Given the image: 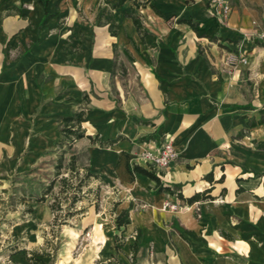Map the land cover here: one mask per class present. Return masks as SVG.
<instances>
[{
  "label": "crops",
  "instance_id": "1",
  "mask_svg": "<svg viewBox=\"0 0 264 264\" xmlns=\"http://www.w3.org/2000/svg\"><path fill=\"white\" fill-rule=\"evenodd\" d=\"M117 1L6 0L0 186L32 133L55 132L59 118L74 113L62 100L85 93L90 110L81 127L93 132L84 135L111 140L110 147L85 142V165L123 187L127 218L119 248L108 242L107 252L78 264H264V39L254 37L264 32V0H231L225 25L206 0H126L112 8ZM243 33L254 36L242 40ZM238 42L249 64L230 72L224 58ZM119 46L134 70L131 92L116 77L126 65L115 66ZM145 134L152 135L134 141ZM166 134L178 156L160 180L179 185L185 199L207 197L179 200L130 170L139 146ZM166 200L178 210H164Z\"/></svg>",
  "mask_w": 264,
  "mask_h": 264
},
{
  "label": "rangeland",
  "instance_id": "2",
  "mask_svg": "<svg viewBox=\"0 0 264 264\" xmlns=\"http://www.w3.org/2000/svg\"><path fill=\"white\" fill-rule=\"evenodd\" d=\"M5 6L6 0H0V18ZM114 61L116 67L119 61L126 64L117 70L116 77L125 90L133 91L136 85L130 83V78L134 70L130 55L122 46L116 48ZM88 102L85 93L80 95L78 102L64 98L63 110L74 106L73 112L83 110L87 116ZM85 126L84 133L93 132L88 124ZM59 128L57 124L55 132L41 137L32 133L7 184L0 186V264H32L37 259L49 264L52 256V264H69L73 256V264H78L81 256L90 258L107 252L108 242H113L116 249L122 244V226L127 218L121 204L123 187L116 180L106 181L100 175L83 180L82 167L88 165L85 142L97 141L100 147H108L111 140H101L96 135L88 139L84 135L83 141L69 142L62 139ZM151 135H139L134 141ZM120 137L117 135L113 139ZM72 154L76 155L77 170L69 168ZM59 160L62 165L56 169ZM133 166H129L132 171ZM61 178H66V182ZM45 191L44 198L36 200ZM122 211L119 220L123 225L118 226L117 217Z\"/></svg>",
  "mask_w": 264,
  "mask_h": 264
},
{
  "label": "built area",
  "instance_id": "3",
  "mask_svg": "<svg viewBox=\"0 0 264 264\" xmlns=\"http://www.w3.org/2000/svg\"><path fill=\"white\" fill-rule=\"evenodd\" d=\"M207 11L221 25L226 24V19L231 11V0H206ZM253 34H242V40L252 38ZM254 36V35H253ZM254 37L264 39V32L256 34ZM249 64L246 52L242 49L240 42L236 44L233 50L227 51L224 58V66L230 72H235L241 66ZM178 156L171 138L166 134L158 141H148L139 146L137 152L130 159V163L143 166L153 171L157 176L162 170L167 169L173 160ZM164 210H178L179 206L166 200L163 203Z\"/></svg>",
  "mask_w": 264,
  "mask_h": 264
},
{
  "label": "trees",
  "instance_id": "4",
  "mask_svg": "<svg viewBox=\"0 0 264 264\" xmlns=\"http://www.w3.org/2000/svg\"><path fill=\"white\" fill-rule=\"evenodd\" d=\"M124 1H126V0H118L117 3L112 6V8L120 6ZM136 5H140V3L137 2ZM110 19H111V17H110ZM133 22L136 25L137 29L143 33L142 24H141L140 20L137 17H133ZM109 27H110L112 34L115 35L116 31L112 30V28L116 27V25L114 24L113 21L109 22ZM84 115H85V112L83 110H80V111H76V112L72 113L69 116L59 118V125H60L59 132L61 133L63 140L73 142L74 140L79 139V138L84 136V129L81 127L82 122L85 121ZM113 141H115V140H113ZM58 145H59V147H61L62 141H60L58 143ZM75 158H76V155L72 154L71 159H70V165H69V168L72 170H77V168L75 167ZM61 165H62L61 160H59L58 164H56V166H55L56 169H60ZM82 168L85 171L83 180L87 177H90V176H99V174L97 172L91 171L90 168L88 166H86L85 164ZM133 171L138 172L140 174H143V175L151 178L152 180H154L156 183L157 191L160 192V191L165 190V191L175 195L179 200L186 201V202H192L194 200H198V199L207 197V196H205L204 193H195L191 197L185 199L181 193L179 185H171V184L163 183L160 180L159 176H157L153 171L148 170L145 167H142L139 165H134ZM61 181L66 182V178H61ZM81 182H82V180L79 181V184ZM46 193H47L46 191L41 193V195L36 197V200H42ZM123 213H124V211H122L121 214H119L117 217L118 226L123 225L121 223V220H119L122 217ZM63 224H64V222H63ZM53 259H54V256H52L51 262L49 264L53 263ZM32 264H45V262L42 259H37Z\"/></svg>",
  "mask_w": 264,
  "mask_h": 264
}]
</instances>
